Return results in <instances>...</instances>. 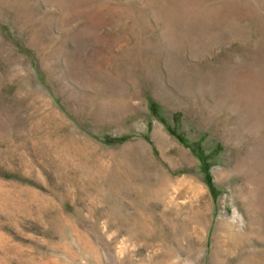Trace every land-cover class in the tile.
I'll return each mask as SVG.
<instances>
[{"label":"rangeland","instance_id":"374dc122","mask_svg":"<svg viewBox=\"0 0 264 264\" xmlns=\"http://www.w3.org/2000/svg\"><path fill=\"white\" fill-rule=\"evenodd\" d=\"M0 264H264V0H0Z\"/></svg>","mask_w":264,"mask_h":264},{"label":"bare ground","instance_id":"6f19581e","mask_svg":"<svg viewBox=\"0 0 264 264\" xmlns=\"http://www.w3.org/2000/svg\"><path fill=\"white\" fill-rule=\"evenodd\" d=\"M155 137L157 138V140L159 141V142H162V140H163V136H162V134H160L159 132H155ZM165 139V138H164ZM164 141V140H163ZM165 144V143H164ZM200 213V212H199Z\"/></svg>","mask_w":264,"mask_h":264}]
</instances>
